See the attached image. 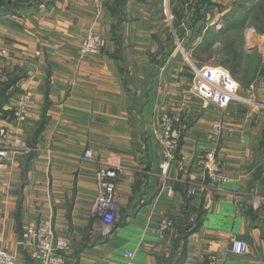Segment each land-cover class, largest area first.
<instances>
[{
	"label": "crops",
	"instance_id": "1",
	"mask_svg": "<svg viewBox=\"0 0 264 264\" xmlns=\"http://www.w3.org/2000/svg\"><path fill=\"white\" fill-rule=\"evenodd\" d=\"M113 2L98 8L94 0H57L0 16V44L10 53L0 59V152L6 151L0 157V249L15 254L17 264H40L20 243L29 227L51 219L71 244L67 264H208L211 255L220 264H264V135L253 124L255 110L250 122L222 123L221 138L211 143L207 135L218 117L187 85L178 52L160 47L167 37L161 35L162 43L153 30H138L139 21L122 23L124 45H116ZM165 2L170 10L181 8L185 21L186 0ZM91 32L108 46L82 56ZM27 91L33 98L21 122L18 101ZM164 113L181 118L180 146L165 180ZM210 149L232 182L209 180ZM110 154L123 166L120 217L104 236L92 208L97 173ZM163 221L171 223L164 231ZM233 240L248 243L259 258L232 254Z\"/></svg>",
	"mask_w": 264,
	"mask_h": 264
},
{
	"label": "rangeland",
	"instance_id": "2",
	"mask_svg": "<svg viewBox=\"0 0 264 264\" xmlns=\"http://www.w3.org/2000/svg\"><path fill=\"white\" fill-rule=\"evenodd\" d=\"M56 1L28 7L20 14L51 5ZM120 1L121 4H118V0H114L113 6H110L115 23L113 31L116 33V45H124L123 37L119 34V31H123L122 23L127 21L126 25H129L139 21L136 25L138 30H153L158 33L159 42H162L161 35L168 38V43L163 39L164 43L162 42L160 47H168L178 52L180 57L177 62L185 70L187 85L193 84V67H225L239 83L238 95L242 100L222 109L216 106L206 108L209 115L218 117L213 124H228L230 121L250 122L248 115L255 110L258 119L253 124L255 128H260L264 135V0H210L208 3L202 2L203 0H186L189 9L185 8L182 12L185 21L181 20L178 26L180 39L173 28L174 20H170L171 15H174L171 13L181 10L175 9L176 4L173 5L174 10H170L169 2L165 0ZM174 1L179 3V0ZM108 2L109 0L106 1L105 7ZM166 16H169L168 20ZM232 71L236 75H233ZM259 174L264 183V167L260 168Z\"/></svg>",
	"mask_w": 264,
	"mask_h": 264
},
{
	"label": "built area",
	"instance_id": "3",
	"mask_svg": "<svg viewBox=\"0 0 264 264\" xmlns=\"http://www.w3.org/2000/svg\"><path fill=\"white\" fill-rule=\"evenodd\" d=\"M94 1L96 6L101 8L107 0ZM107 46L108 40L106 38L91 32L83 40L80 46V54L82 56L97 55L103 52ZM9 57V51L0 44V59ZM193 73L192 92L201 100L204 108L216 106L222 109L242 100L238 95L239 83L225 67H193ZM32 98L33 94L30 91L24 92L19 98L17 116L21 122L27 120ZM179 124H181V118L176 114L166 113L161 118V144L164 151L160 173L164 180L169 176L172 161L180 146ZM222 132L221 123L213 124L208 134L209 141L213 144L216 143L221 138ZM5 156L6 151H1L0 157ZM84 157L91 159L92 153L87 151ZM205 170L207 177L215 185L228 184L233 181L228 176L224 164L214 149L206 152ZM122 172L123 166L120 157L116 154H110L97 173L99 194L92 208V214L102 220L101 232L104 236H110L119 221L116 192ZM190 194L195 196L197 190H192ZM170 225L169 221H163L162 230H167ZM20 245L29 250L32 257L38 260L40 264H67L66 254L71 248L69 240L56 233L51 219L41 220L38 224L29 227L25 231L23 242ZM231 253L238 256L251 255L254 259L259 258L257 254L251 253L248 243L239 240L232 241ZM125 256L132 258L133 254L126 253ZM0 264H17L16 255L8 250L0 249ZM208 264H220V260L216 255H211L208 258Z\"/></svg>",
	"mask_w": 264,
	"mask_h": 264
},
{
	"label": "trees",
	"instance_id": "4",
	"mask_svg": "<svg viewBox=\"0 0 264 264\" xmlns=\"http://www.w3.org/2000/svg\"><path fill=\"white\" fill-rule=\"evenodd\" d=\"M52 0H0V16L7 15H20V13L28 7H32L34 5H43ZM125 2V1H124ZM122 2V3H124ZM202 2L208 3L210 0H203ZM200 2V3H202ZM126 3V2H125ZM118 4H121V1L118 0ZM200 5V4H199ZM199 8V6H198ZM177 19L173 22V26L176 30L177 36L179 39L181 38V34H179V25L183 20L182 16L178 15V12L175 13ZM233 75H236L234 71H232ZM187 236V234H186ZM176 264H181V259L176 261Z\"/></svg>",
	"mask_w": 264,
	"mask_h": 264
},
{
	"label": "bare ground",
	"instance_id": "5",
	"mask_svg": "<svg viewBox=\"0 0 264 264\" xmlns=\"http://www.w3.org/2000/svg\"><path fill=\"white\" fill-rule=\"evenodd\" d=\"M181 46V45H180Z\"/></svg>",
	"mask_w": 264,
	"mask_h": 264
}]
</instances>
